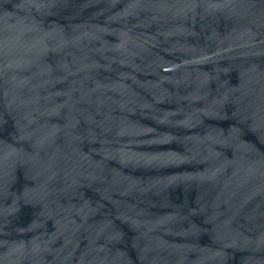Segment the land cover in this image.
<instances>
[{
  "label": "water",
  "instance_id": "water-1",
  "mask_svg": "<svg viewBox=\"0 0 264 264\" xmlns=\"http://www.w3.org/2000/svg\"><path fill=\"white\" fill-rule=\"evenodd\" d=\"M0 264H264V0H0Z\"/></svg>",
  "mask_w": 264,
  "mask_h": 264
}]
</instances>
